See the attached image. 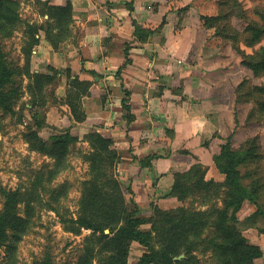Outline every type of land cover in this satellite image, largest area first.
<instances>
[{
	"label": "rangeland",
	"instance_id": "obj_1",
	"mask_svg": "<svg viewBox=\"0 0 264 264\" xmlns=\"http://www.w3.org/2000/svg\"><path fill=\"white\" fill-rule=\"evenodd\" d=\"M41 1L20 0L19 17L12 23L11 31L0 33V53L4 55L2 62L9 74V80L0 86L1 94L6 97L0 105V264H102L99 257H105L110 251L109 248L101 251L105 239L101 240V232L79 225L77 219L91 210L83 209L84 199H100L114 193L109 177L119 182L128 205L131 187L141 216L145 217L141 227L156 236L153 239L156 247H160L161 239L152 227L155 205L164 210L183 207L189 211H208L207 215H201L203 220L197 225L196 236L184 231L171 241L175 251L181 252L179 259L188 257L185 264L195 260L212 263L215 260L212 243L227 240L230 228H237L239 234L260 244L264 251V106L256 104L257 100H264V91H260L264 89V66L243 87L239 85L247 78L234 85L238 122L228 135L232 148L248 158L238 169L240 181L247 186V193L252 194L254 201L245 196L237 212L228 208L234 194L227 184L226 173L219 169L214 157L215 173H209V165L198 160L199 157L183 171L200 163L198 177L204 172V178L215 180L218 187L205 189L198 185L181 201L167 195L174 177L170 184L163 179L147 186L138 185L122 174L120 170L127 168V161L122 159V150L114 140L112 148L119 154L118 158L105 159L103 163L94 156L88 138L90 129L81 127L88 116L82 122L74 120L70 106L75 91L76 103L84 108L83 98L90 88L87 91L73 88V76L81 81L85 79L70 67L62 66L57 57L43 54L40 42L30 47L26 22L41 19ZM216 2L220 13L226 16L220 21V28L226 27L225 32L230 35L234 34L233 28L242 33L236 47L234 42H229L232 51L239 54L241 48L248 55L257 53V60L264 59V33L258 42L248 45L242 39L249 40L251 36H243L241 32L250 20L264 27V0ZM220 2L224 4L221 6ZM104 164L108 178L100 170ZM162 198L175 201H162ZM6 210H13L7 214V222L1 219ZM15 213L20 218L14 221ZM233 214L237 219L232 218ZM122 223L112 229L107 227L105 233L114 236ZM187 238L195 245L193 254L183 252L187 244L182 242ZM148 251V247L132 241L126 264H140ZM189 255L194 258L190 259ZM263 263L264 257L256 260V264Z\"/></svg>",
	"mask_w": 264,
	"mask_h": 264
},
{
	"label": "crops",
	"instance_id": "obj_2",
	"mask_svg": "<svg viewBox=\"0 0 264 264\" xmlns=\"http://www.w3.org/2000/svg\"><path fill=\"white\" fill-rule=\"evenodd\" d=\"M48 1L72 3V34L55 51L42 32L39 49L91 82L83 98L88 120L81 127L115 141L127 161L120 172L147 186L172 183L175 172L198 160L215 173L213 157L236 124L234 85L254 77L230 41L201 20L218 13V2ZM40 18L34 21L48 15ZM154 154L159 157L142 166L140 159Z\"/></svg>",
	"mask_w": 264,
	"mask_h": 264
},
{
	"label": "trees",
	"instance_id": "obj_3",
	"mask_svg": "<svg viewBox=\"0 0 264 264\" xmlns=\"http://www.w3.org/2000/svg\"><path fill=\"white\" fill-rule=\"evenodd\" d=\"M20 0H0V33L10 32L12 23L19 17V7ZM42 13L43 15H48V18L44 19L43 22H31L27 24L26 30L28 31V36L31 40L30 47L34 44H38L41 40V33H44V37L49 41L55 51H59L63 42L68 39L72 34L71 24L73 23V6L70 1L64 5H52L49 4V1H41ZM221 6L224 4L220 2ZM133 9V8H132ZM217 15H207L202 14L201 20L205 26H213L216 28V33L222 35L224 39L234 42L236 44L238 40H241L239 37L240 33L237 29L233 28L234 34L226 33V27L220 28V21L223 20L226 16L220 13ZM234 15V13H233ZM139 31V29H138ZM243 36L249 35L251 38L242 39L244 43L252 45L255 42L260 40V36L264 33V27L260 26L258 22H248L245 29L242 30ZM241 42V41H240ZM240 55L242 57V63L250 67L254 75L260 71V67L264 66V59L257 60L256 54L248 55L242 49H239ZM3 57L0 53V86L5 84L9 80V74L4 68ZM256 60V61H254ZM94 74V72H91ZM41 77V76H40ZM248 79H244L239 88L243 87ZM91 85L90 81L80 80L77 76H73V88L84 89L87 91ZM261 92L264 89H260ZM74 93L71 96L70 106L72 107L73 118L76 121L82 122L86 119V111L80 106L81 103H76V97L78 98L77 93ZM86 93V92H85ZM264 93V92H263ZM90 94V91L86 95ZM75 95V96H74ZM82 95H84L82 93ZM81 95V96H82ZM85 95V96H86ZM5 95L3 92H0V105H3L5 102ZM123 107L128 112L126 115L127 120H131L132 115L130 113V104L126 99L123 101ZM257 105L264 106V100H257ZM236 111V122H238V110ZM71 138V136H70ZM88 138L91 140L92 147L94 150V156L99 157L100 162H103L105 159H116V151L112 148L114 143L113 139L106 137L99 132L98 129L92 128L88 133ZM231 136L226 138V142L222 144V149L219 154L214 156V160L217 163L219 169L226 173L227 184L232 187L233 198L232 201L227 204L228 208H232L234 212L240 208L242 201L245 196H249L250 201H254V198L249 195L247 192V186L243 185L240 181L241 175L238 169V166L243 162L247 161L248 158L245 157L238 150H234L231 146ZM56 146V143H55ZM57 147V146H56ZM159 157V155H148L140 159L142 166H147L151 164L153 158ZM104 163V162H103ZM200 163H195L191 169L188 171H177L174 173V182L171 186V189L168 191V196H175L178 200L184 201L189 190L197 188L198 185L203 186L205 189H216L218 183L213 179H205L203 175L198 177V171L200 170ZM100 170H104V178H108L107 174V165H102ZM102 175V176H103ZM113 178V177H112ZM111 177L108 178V182L114 186V193L105 194V198H96L92 197L89 201H86L83 197V209H91L90 211L86 210L87 213L82 214L78 219L77 223L82 227L87 229H92L94 232H101V240L103 241V248H109V254L105 257H99L102 260V264H126L127 257L129 252V246L132 241H138L144 246L148 247L149 251L145 253L140 261V264H185L188 261V257L185 259H176L175 257L180 256L181 252L175 251V245L171 243L172 239L174 240L177 234H184L185 232H190L196 236L198 227L197 225L202 223L203 218L201 215H207L208 211H189L183 207H178L170 210H164L159 206H154L152 227L157 233L160 240V247H156L153 243V239L156 236H153L151 231L141 227L143 223L144 216H141L140 207L136 203L133 197V191L129 187V192L131 197L129 198V205L125 203L127 200L125 198V193L119 185V182ZM195 189L193 192H195ZM16 194V193H15ZM9 213H13V210L6 212L1 216L5 222L8 220ZM227 213V211H226ZM15 219L20 217L15 213ZM235 214L232 215V218L237 219ZM22 221V220H20ZM123 222L120 226V229L114 236H110L105 233L107 227L117 226L120 222ZM1 227V226H0ZM223 228V227H222ZM228 228V227H227ZM2 239H0V245ZM187 246L184 251L186 254L191 253L195 248L193 243H190V240L187 238L184 240ZM211 250L215 257V260L210 264H256V260L264 257V251L260 244L253 243L248 240L246 237L239 234L237 228H230V235L228 239L223 241V243L213 242L211 245ZM193 254V253H191ZM189 258H194L193 255H189ZM105 259V261L103 260ZM189 264H202L198 263V260L193 261ZM264 264V263H263Z\"/></svg>",
	"mask_w": 264,
	"mask_h": 264
},
{
	"label": "water",
	"instance_id": "obj_4",
	"mask_svg": "<svg viewBox=\"0 0 264 264\" xmlns=\"http://www.w3.org/2000/svg\"><path fill=\"white\" fill-rule=\"evenodd\" d=\"M182 256V255H181ZM181 256H178V257H176L177 259H179Z\"/></svg>",
	"mask_w": 264,
	"mask_h": 264
}]
</instances>
